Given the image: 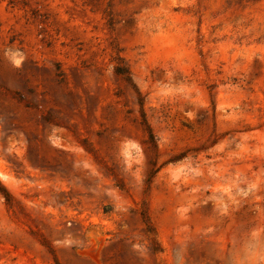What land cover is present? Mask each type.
I'll return each mask as SVG.
<instances>
[{"label": "rangeland", "instance_id": "rangeland-1", "mask_svg": "<svg viewBox=\"0 0 264 264\" xmlns=\"http://www.w3.org/2000/svg\"><path fill=\"white\" fill-rule=\"evenodd\" d=\"M0 264H264V0H0Z\"/></svg>", "mask_w": 264, "mask_h": 264}, {"label": "trees", "instance_id": "trees-1", "mask_svg": "<svg viewBox=\"0 0 264 264\" xmlns=\"http://www.w3.org/2000/svg\"><path fill=\"white\" fill-rule=\"evenodd\" d=\"M116 72L118 73V74H124V75H126L125 77H126V79L127 80H129V81H132V79H131V76L128 74V72L122 67V66H117L116 67ZM139 99H140V103H141V112H142V116H143V121H144V123L147 125V127H148V129H149V133H150V137H151V139H152V141H154L155 142V134H154V132H153V129H152V127L150 126V124H149V122H148V120H147V118H146V113L144 112V110H143V107H144V102H143V98H142V96H140V92H139ZM6 193V195H7V197H9V193L8 192H5Z\"/></svg>", "mask_w": 264, "mask_h": 264}]
</instances>
